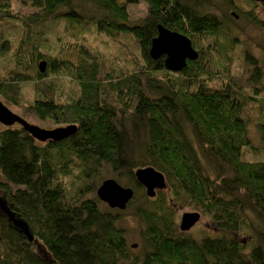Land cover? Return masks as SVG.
I'll list each match as a JSON object with an SVG mask.
<instances>
[{
    "label": "trees",
    "instance_id": "trees-1",
    "mask_svg": "<svg viewBox=\"0 0 264 264\" xmlns=\"http://www.w3.org/2000/svg\"><path fill=\"white\" fill-rule=\"evenodd\" d=\"M26 1L33 11L0 0V24H11L0 36V99L42 127L77 129L38 141L18 123L0 124V198L32 233L29 240L0 210V264H264V159L243 157V148L257 152L247 134L250 104L264 143V61L243 48L247 84L239 83L241 42L229 25L233 9L263 28L264 4L249 0L240 11L238 0ZM138 1L145 12L132 21L126 4ZM157 24L185 34L197 52L179 71L148 55ZM88 28L118 48L117 36L130 35L137 55L109 66L87 43ZM143 166L166 180L153 197L134 176ZM106 174L133 189L126 207L138 203L136 250L118 225L124 209L95 194ZM185 208L205 220L200 237L178 229Z\"/></svg>",
    "mask_w": 264,
    "mask_h": 264
},
{
    "label": "water",
    "instance_id": "water-1",
    "mask_svg": "<svg viewBox=\"0 0 264 264\" xmlns=\"http://www.w3.org/2000/svg\"><path fill=\"white\" fill-rule=\"evenodd\" d=\"M250 1H257L264 4V0ZM231 14L234 15L233 12ZM148 55L152 59L163 56V64L167 70L179 71L186 65L187 60H192L197 57V52L185 34L157 24L156 35L150 40ZM37 65L38 69L43 71L45 68V60H39ZM13 123H18L30 136L38 141H58L74 134L77 129L74 123L50 128L42 127L13 112L0 100V124L11 125ZM134 176L143 186L144 193L147 197H153L157 190H163L167 186L163 173L152 166L136 168L134 170ZM95 194L109 208L123 210L132 198L133 189L130 186L120 184L113 177H105L96 186ZM0 210L6 215L11 227L23 232L29 240L32 239V233L26 220L12 211L1 198ZM199 219L200 213L198 211H183L180 214L177 227L180 231L187 232ZM134 245L135 243L132 244V246Z\"/></svg>",
    "mask_w": 264,
    "mask_h": 264
},
{
    "label": "rangeland",
    "instance_id": "rangeland-1",
    "mask_svg": "<svg viewBox=\"0 0 264 264\" xmlns=\"http://www.w3.org/2000/svg\"><path fill=\"white\" fill-rule=\"evenodd\" d=\"M248 1L249 0H238L236 1L235 7L240 11H244L247 7L250 6V3ZM10 2H11V7L14 11H18V12L33 11V7L26 0H10ZM126 7L130 13V18L132 21H135L139 16H141L145 12V4L143 1L127 3ZM257 9L260 8L257 7ZM231 12L235 13V10L231 9ZM259 13L260 15L263 16L264 9H262ZM231 15L233 17V21H230L229 25L233 29L234 33L238 35L239 41L241 42L239 45H237L238 54L234 56V62L236 68L235 72L237 73L239 83L245 86L247 84L245 81L246 77L243 75V73H245V65L243 63L242 57L240 56L242 55L243 48L244 49L246 48L247 51H249L254 57L258 58L257 60H260L262 62L264 61V50L262 48V46L264 47V27L259 28V26L255 25L252 22H249L247 18H239L237 14L236 15L231 14ZM10 27L11 24L9 23H6L4 26L0 24V36L3 31L9 32ZM83 32L87 38V43L91 47H94L97 53L103 56L107 60L109 66L116 68L117 67L123 68L124 66L131 63L133 56H136L138 53L133 38L128 34H124V35L120 34L117 36L118 39L121 40L122 43L124 44L123 46L118 48L116 42H113V40L106 39L104 37L97 36V34L91 32L90 28L84 30ZM59 33L60 35L62 34V32ZM1 39L2 38L0 37V40ZM40 39L43 40L45 45L52 46L54 37L45 33L40 36ZM126 50L127 53H124L126 52ZM64 86H66L65 83ZM4 103L8 106L10 110L19 114L26 120L41 125L37 120L33 119L32 117L26 116L19 108L13 107L6 102ZM250 108L251 110L252 109L253 110L247 124V134L249 136L250 142L252 143L253 147L256 148L257 152L253 154L250 149L243 148L244 149L243 157L246 160H251V161L262 160L264 159V150L262 149L264 147V143L261 142L260 140L259 132L255 126L254 118H253V115L255 114L254 109H256V107L253 106V104H250L249 107L247 108V113L249 112ZM105 177H113V176L111 174H106L104 175L103 178ZM116 180L120 184L125 185L124 181L119 179ZM137 204L138 203H134L126 207V209L122 211L120 219L118 220V225L124 231L126 242L128 243V245L131 244V247L134 250L137 249V246L140 241L139 229L141 226V223L139 222L137 216L134 214V207ZM188 210H192V209L185 208V209H180L177 212V216H176L177 225L179 222L180 214L183 211H188ZM204 222L205 220L201 216L199 221L195 223V225L191 229H189L187 233L194 237H200L204 233V231L207 230L203 224ZM133 243H135L134 246H132Z\"/></svg>",
    "mask_w": 264,
    "mask_h": 264
},
{
    "label": "flooded vegetation",
    "instance_id": "flooded-vegetation-1",
    "mask_svg": "<svg viewBox=\"0 0 264 264\" xmlns=\"http://www.w3.org/2000/svg\"><path fill=\"white\" fill-rule=\"evenodd\" d=\"M194 225H195V224H194ZM194 225H193V226H194ZM193 226H192V227H193ZM192 227H191V228H192ZM191 228H190V229H191Z\"/></svg>",
    "mask_w": 264,
    "mask_h": 264
},
{
    "label": "bare ground",
    "instance_id": "bare-ground-1",
    "mask_svg": "<svg viewBox=\"0 0 264 264\" xmlns=\"http://www.w3.org/2000/svg\"><path fill=\"white\" fill-rule=\"evenodd\" d=\"M8 107V106H7ZM11 126V125H10Z\"/></svg>",
    "mask_w": 264,
    "mask_h": 264
}]
</instances>
